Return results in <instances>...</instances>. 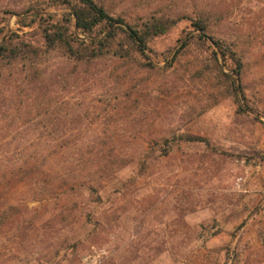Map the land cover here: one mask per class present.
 I'll list each match as a JSON object with an SVG mask.
<instances>
[{
    "label": "rangeland",
    "instance_id": "rangeland-1",
    "mask_svg": "<svg viewBox=\"0 0 264 264\" xmlns=\"http://www.w3.org/2000/svg\"><path fill=\"white\" fill-rule=\"evenodd\" d=\"M33 1L0 0V42L42 43L40 19L22 25ZM97 1L129 23L222 13L212 30L244 43L260 116L237 111L208 49L176 55L187 20L150 43L151 65L0 61V264H264V0Z\"/></svg>",
    "mask_w": 264,
    "mask_h": 264
},
{
    "label": "trees",
    "instance_id": "trees-1",
    "mask_svg": "<svg viewBox=\"0 0 264 264\" xmlns=\"http://www.w3.org/2000/svg\"><path fill=\"white\" fill-rule=\"evenodd\" d=\"M34 0L23 11L29 22L23 26H30L39 20L38 29L42 43L37 45L29 39L20 36H10L0 42V61L7 59L15 62L31 57H37L42 51H59L63 56L77 62L90 63L105 57L129 59L141 65H151L144 62L148 59L147 52L151 51L150 43L176 28L177 25L187 20L193 32L183 35L182 42L177 50L178 55L182 50H188L192 43H197L202 49H208V59L214 62L211 68L217 79L224 85V91L231 97L237 106V111L252 113L259 117L258 106L246 94L245 77L249 61L246 58L244 43L230 40L226 36L216 35L214 22L223 18L222 13L205 10L190 18L187 16L151 15L140 21L129 23L119 15L111 13L97 0ZM48 7H61L64 12L41 13ZM214 14H218L217 17ZM4 19V18H3ZM3 19L0 20V34L4 31ZM215 19V20H213ZM191 32V31H190ZM221 59L228 72H224ZM264 123V122H263ZM202 142L201 136L194 134H180L175 140ZM170 145L167 139L163 140V155L168 152ZM155 148H150L139 163L142 169L147 168ZM122 161V160H121ZM128 161V160H125ZM117 160L107 158L105 167L100 168L107 175L112 168L109 166ZM127 163V162H126ZM121 162V166L126 164ZM123 164V165H122Z\"/></svg>",
    "mask_w": 264,
    "mask_h": 264
}]
</instances>
